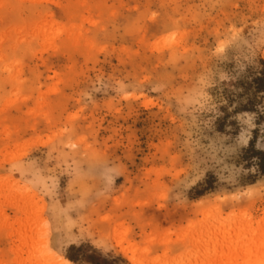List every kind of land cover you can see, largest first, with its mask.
I'll return each mask as SVG.
<instances>
[{
  "label": "rangeland",
  "instance_id": "obj_1",
  "mask_svg": "<svg viewBox=\"0 0 264 264\" xmlns=\"http://www.w3.org/2000/svg\"><path fill=\"white\" fill-rule=\"evenodd\" d=\"M263 76L264 0H0V264H264Z\"/></svg>",
  "mask_w": 264,
  "mask_h": 264
},
{
  "label": "trees",
  "instance_id": "obj_2",
  "mask_svg": "<svg viewBox=\"0 0 264 264\" xmlns=\"http://www.w3.org/2000/svg\"><path fill=\"white\" fill-rule=\"evenodd\" d=\"M261 86L264 89V76L260 80ZM253 154L257 155V160H258V168L259 172H261L264 175V152H254ZM69 262H73V259L67 258Z\"/></svg>",
  "mask_w": 264,
  "mask_h": 264
},
{
  "label": "bare ground",
  "instance_id": "obj_3",
  "mask_svg": "<svg viewBox=\"0 0 264 264\" xmlns=\"http://www.w3.org/2000/svg\"><path fill=\"white\" fill-rule=\"evenodd\" d=\"M52 256H50V258H51ZM52 260L54 259H56V258H51ZM59 258H57V260H58ZM60 264H71L70 262H68L67 260H60V262H59Z\"/></svg>",
  "mask_w": 264,
  "mask_h": 264
}]
</instances>
